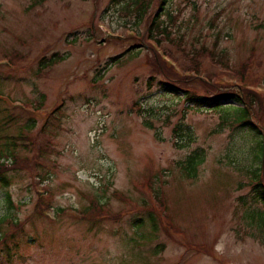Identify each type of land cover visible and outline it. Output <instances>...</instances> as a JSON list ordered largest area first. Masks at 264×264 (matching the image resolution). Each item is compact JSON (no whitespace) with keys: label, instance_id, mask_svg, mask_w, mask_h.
Wrapping results in <instances>:
<instances>
[{"label":"rangeland","instance_id":"374dc122","mask_svg":"<svg viewBox=\"0 0 264 264\" xmlns=\"http://www.w3.org/2000/svg\"><path fill=\"white\" fill-rule=\"evenodd\" d=\"M157 13L171 35L153 49L124 3L0 0V51L25 56L18 69L0 66V156L11 169L0 181V264H264V206L248 173L261 164L262 109L253 132L238 129L240 103L199 105L151 66L157 57L193 72L195 59L211 80L249 67L264 91V0H166ZM54 54L64 60L37 76ZM20 102L42 103L31 131ZM200 149L190 179L182 166ZM9 151L28 164L14 170ZM96 205L95 219L75 217Z\"/></svg>","mask_w":264,"mask_h":264},{"label":"trees","instance_id":"16d2710c","mask_svg":"<svg viewBox=\"0 0 264 264\" xmlns=\"http://www.w3.org/2000/svg\"><path fill=\"white\" fill-rule=\"evenodd\" d=\"M36 1L40 3L46 0H36ZM152 2H153L152 0H112V3L116 5L117 4L121 5V3H124L127 6V10L129 11L130 14L132 13V11H136V19L138 20V25H140L141 22H144L145 24V34L147 35L146 41L151 45L152 42L158 45L160 36L169 37L171 35V32L168 31L167 27H165V22L162 20V17H159L157 13L159 10L163 9V4L164 2H166V0H158L159 9L154 14L153 20H151V18H147V15L149 14V11L152 6ZM138 46H140L139 43L138 45L133 46L131 49L135 50L136 47ZM148 46L155 49L153 46L150 45ZM23 58H25V56H22L17 52H10V54H7V53H2L0 51V59L8 60L9 62L8 64L11 66V68L8 67L10 70L18 69L17 68L18 61ZM63 60L64 57L58 54H54L51 57L42 58L39 61L40 67L36 75L41 76L44 71L54 67ZM199 62L200 61L194 59L192 61V67L189 68L197 72L196 77L190 75L191 71H188L185 68L182 69L181 73L176 71L165 60L163 59L160 60L157 57L153 60L151 66L153 67L152 70L154 71L155 76L162 75L164 78L166 77L167 83H162V85L164 84L167 91L174 93L175 95L183 94L190 101H194V102L198 101L199 105L206 104L208 102L209 107L228 109L229 107L220 106V102L235 101L240 103L242 107L236 109L237 116L235 119L237 122V127L238 129L247 128L250 132H253L256 125L252 121V118H257V116H259L258 114L259 109H262V113L264 115V94L257 90H250L245 86L246 83L247 85H249L250 83H254V81L250 77L248 78L247 81V78L245 76L249 67H246L242 73L234 71V73L237 75V77L239 78L240 82L243 85L225 83L221 80L220 76H217L215 80H211V78L209 77L208 82H205L200 79ZM192 84L201 86L205 91L209 93L205 95H199L192 91L186 90L182 87V86H192ZM40 104H39V108L42 106L41 102ZM39 108L35 110L40 111ZM30 122L31 124L26 126V131H31L35 128L36 119L31 118ZM263 127H264V120H263ZM148 128H152V127L148 126ZM22 139H24L23 136L11 137L9 139L10 142L7 145L9 147H14V146L16 147L18 141H21ZM263 156H264V141L262 143L258 142L255 145V149H254V157L256 160L258 161L260 160L261 163L260 167H256L253 170L251 169L248 171V173L250 174V179L252 182L251 186H252V193L254 196L253 198L256 203L264 206V159H263L264 157ZM2 157L3 156H0V181L5 186H8L9 183L5 180V174L6 171L11 169H9L6 166V164L8 165V163L5 164V162L2 161ZM9 157L13 158L12 163L13 164L15 163L16 165L14 167V170H18L19 166H25L28 164L27 162L18 163L16 156H13L11 151H9ZM205 158H206L205 151L203 149L195 151L184 162L182 166V170L190 179L197 178L198 167L204 163ZM35 160L36 159L34 158L32 160V163ZM258 161L256 162L257 164ZM39 202L40 203L37 210L39 213H41L42 211L40 210V206L44 204V202L43 200H40ZM162 206L165 207L164 203L162 204ZM93 209H98L99 211L101 210L98 205L90 207L85 213L82 214L83 215L82 218L87 221L95 219V217L89 215V213ZM259 214H260L261 223L264 224V218L262 217L264 215V212H259ZM166 218L169 221L168 216ZM96 220L101 221L98 218H96ZM153 220L155 221V219ZM12 224H14V222ZM7 237L8 235H5L4 237L0 238V243L5 242Z\"/></svg>","mask_w":264,"mask_h":264}]
</instances>
